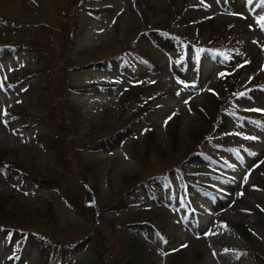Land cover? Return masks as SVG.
I'll return each mask as SVG.
<instances>
[{"label":"rangeland","instance_id":"1","mask_svg":"<svg viewBox=\"0 0 264 264\" xmlns=\"http://www.w3.org/2000/svg\"><path fill=\"white\" fill-rule=\"evenodd\" d=\"M261 18L0 0V264H264Z\"/></svg>","mask_w":264,"mask_h":264},{"label":"trees","instance_id":"2","mask_svg":"<svg viewBox=\"0 0 264 264\" xmlns=\"http://www.w3.org/2000/svg\"><path fill=\"white\" fill-rule=\"evenodd\" d=\"M150 31L149 30H144L143 33H149ZM160 33L162 31H159ZM166 35H170L172 36L171 38L174 40V38H181L180 36H175V35H171V34H168V33H165ZM169 36V37H170ZM13 168V167H12ZM17 168V167H16ZM18 172L20 173V176L23 177V178H27V180H30L31 182L39 185V186H46V181H47V178H39V177H36L34 175H31V174H27V173H24L22 170H20V168L18 167ZM231 226V225H230ZM231 229L237 233L238 235H240L241 237H243L245 239V236L249 235V230L247 227H244L243 224L241 223H237L236 225H232L231 226ZM17 230V229H15ZM26 236V235H25ZM31 238L30 236H26L24 237L23 239H21L22 241V247H25L26 244L28 243V241H31ZM37 239H42V240H45V238L43 237H40V236H36ZM47 241V240H46ZM257 254L258 252L255 251ZM259 256V254H258ZM188 263H192L194 264V260H191V261H188ZM40 264H43V263H40ZM197 264V263H196Z\"/></svg>","mask_w":264,"mask_h":264},{"label":"snow or ice","instance_id":"3","mask_svg":"<svg viewBox=\"0 0 264 264\" xmlns=\"http://www.w3.org/2000/svg\"><path fill=\"white\" fill-rule=\"evenodd\" d=\"M257 23L261 24L262 27H264V18H261L260 20L257 21ZM179 95V93H177ZM240 95H245L244 93H241ZM250 111H264L260 109H249ZM171 119V117H169ZM248 139H255V137H246Z\"/></svg>","mask_w":264,"mask_h":264}]
</instances>
